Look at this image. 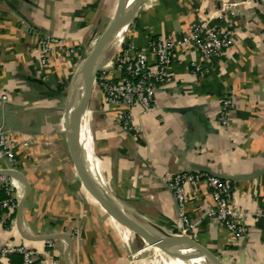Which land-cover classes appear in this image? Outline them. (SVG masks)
Here are the masks:
<instances>
[{
    "label": "crops",
    "instance_id": "crops-1",
    "mask_svg": "<svg viewBox=\"0 0 264 264\" xmlns=\"http://www.w3.org/2000/svg\"><path fill=\"white\" fill-rule=\"evenodd\" d=\"M115 1L0 0V128L15 142L12 160L0 155V170L20 172L30 186L24 234L70 236L51 240L52 246L24 237L16 209L0 220V254L23 247L42 264H156L146 256L150 246L86 189L70 152L71 81ZM201 23L233 31L234 44L205 61L191 39ZM168 36L190 41L177 49L172 80L157 88L152 110L106 104L96 85L92 130L103 170L104 183L99 181L142 221L195 239L221 264H264V0H146L120 47L147 50L152 39ZM43 39L53 40L46 65ZM115 62L114 56L102 66L109 78L115 77ZM228 97L233 105L224 125L222 101ZM198 167L238 178L234 201L245 215L243 238L208 215L215 201L205 182L209 174ZM187 174L197 180L182 183L185 223L169 181ZM2 182L22 199L21 182ZM7 216L12 220L6 227ZM21 259L12 252L1 264ZM174 264H182L179 255Z\"/></svg>",
    "mask_w": 264,
    "mask_h": 264
},
{
    "label": "built area",
    "instance_id": "built-area-1",
    "mask_svg": "<svg viewBox=\"0 0 264 264\" xmlns=\"http://www.w3.org/2000/svg\"><path fill=\"white\" fill-rule=\"evenodd\" d=\"M191 39L195 41V46L202 58L208 61L212 56L222 55L229 50L234 44V33L229 29L222 30L214 25L201 23L195 27ZM189 41L190 39L187 38L185 41L176 42L172 36H168L164 39L152 40L147 50L138 49L133 44L120 47L115 55V77L109 78L107 71L102 68L97 76V84L104 94V102L109 105H126L127 107L139 105L145 111L152 110L157 88L172 80L169 67L176 58L177 49L183 44H188ZM52 42L53 40L50 39H43L40 42L44 65L48 64ZM195 71L200 72L201 66L195 65ZM3 99H7V96H3ZM222 102L221 120L225 125L228 110L232 107L233 101L228 97ZM121 118L126 119V114H122ZM14 143V140L0 128V155L12 160ZM196 180L195 175L187 174L177 175L169 181V186L180 204L181 219L185 223H187V217L184 213L182 183L184 181L195 183ZM205 182L211 188L215 201V207L208 212V215L217 219L237 238H243L247 233V226L244 223L245 215L237 209L234 201V182L210 175L205 176ZM2 187H5L12 199H0V220L5 214L15 211L19 204L16 189L13 193L10 185L2 182L0 177V188ZM9 220L10 217L5 218L4 224ZM48 244L52 246L51 241H48ZM12 252L22 255L21 264H42L41 261H37L35 251L23 247L3 249L0 254V264L1 258Z\"/></svg>",
    "mask_w": 264,
    "mask_h": 264
},
{
    "label": "water",
    "instance_id": "water-1",
    "mask_svg": "<svg viewBox=\"0 0 264 264\" xmlns=\"http://www.w3.org/2000/svg\"><path fill=\"white\" fill-rule=\"evenodd\" d=\"M145 1L146 0H135L130 5L129 0H119L113 25L109 31V36H111L110 43L114 41L115 37H117L121 32H123L122 42L120 43L119 47L116 48L115 46L111 45L109 46V48L101 51L100 46L96 45V49L85 59L83 64L75 71L73 75L66 108V124L69 133V145L72 160L83 181L84 186L93 195V197L110 213V215L118 223L122 224L129 230L139 235L150 246L156 244L160 245L165 250L174 251L193 249L196 251V254L199 257L205 258L208 264H221L220 261L215 257V255H213L206 247L198 243L195 239L187 235H183V238L176 237L174 235H169L163 229L156 228L155 226L149 223H146L142 220L134 219L133 217L127 215L116 203H114L108 197L98 177L92 174L90 169L91 167L89 166L85 158V153L82 148L76 117V102L87 92L92 81L97 78L102 66L120 48L131 24L133 23L136 17L138 10ZM88 60L89 63H87ZM197 169L199 171L209 174L210 176L223 180H230L234 182L238 179L237 177H227L219 175L207 167H198ZM0 177L14 178L25 186L24 196L22 197V199H20L17 208V224L20 233L24 237H31L33 239H42L48 241H51L56 238H63L67 241H70V236L64 233L47 236L29 235V237L24 234L22 230V213L24 203L30 190V186L25 177L20 172L15 170H0Z\"/></svg>",
    "mask_w": 264,
    "mask_h": 264
},
{
    "label": "bare ground",
    "instance_id": "bare-ground-1",
    "mask_svg": "<svg viewBox=\"0 0 264 264\" xmlns=\"http://www.w3.org/2000/svg\"><path fill=\"white\" fill-rule=\"evenodd\" d=\"M135 0H129V4L131 5ZM119 0L115 1L114 7L112 12L106 21L105 25L102 27L101 31L96 36V45L100 46V50L103 51L109 46L113 45L116 48L118 47L123 32H121L117 37L114 38V41L111 42V36H109L110 28L113 25L114 17L117 12ZM109 36V37H108ZM89 63V60L88 62ZM97 82V81H96ZM95 80L92 81L91 85L89 86L87 92L80 97L76 102V117H77V124L81 138V144L83 151L85 153V158L91 167V172L94 176H97L98 179L104 183L103 178V170L102 165L100 162V158L97 156L95 151L94 139H93V130H92V117H93V96L97 90ZM91 119V125L89 124V120ZM105 185V184H104ZM105 191L108 197L116 203L127 215L133 217L134 219L141 220L140 217L131 209L129 208L124 202H122L118 197L114 196L108 189L105 187ZM169 235H174L176 237L183 238V234L175 233V232H168ZM154 249L158 253V262L159 264H174L178 255L181 257L182 264H194V261L200 262H207L205 258L199 257L196 254V251L193 249L190 250H165V252H160L155 248V244L153 245ZM164 254V259H163ZM189 257V258H188ZM157 262V263H158Z\"/></svg>",
    "mask_w": 264,
    "mask_h": 264
},
{
    "label": "rangeland",
    "instance_id": "rangeland-1",
    "mask_svg": "<svg viewBox=\"0 0 264 264\" xmlns=\"http://www.w3.org/2000/svg\"><path fill=\"white\" fill-rule=\"evenodd\" d=\"M114 4H115V2H114ZM114 4H112L111 3V5L109 6V12H108V14L106 15V17H105V19H104V21H103V24H102V27L105 25V23H106V21L108 20V18H109V16H110V14H111V12H112V9H113V7H114ZM112 5H113V7H112ZM102 27H101V29H102ZM101 29H100V31H101ZM99 31V32H100ZM95 41H96V39H95ZM94 41V43H93V46H92V48H91V50L89 51V53L86 55V57H85V59L96 49V42ZM118 48V47H117ZM119 50V49H118ZM117 50V51H118ZM117 51L107 60V61H110L115 55H116V53H117ZM100 73V72H99ZM97 81V78L95 79V82ZM96 85H97V82H96ZM89 124L91 125V119L89 120ZM155 226V225H154ZM156 228H159V229H161V227H158L157 225L155 226ZM129 231H131V230H129ZM134 235H136V234H134ZM141 239V243H142V245H144V246H146V247H148V246H150L146 241H144L142 238H140ZM155 248H157L156 247V245H155ZM157 250H159L158 248H157ZM146 256H151L153 259H156V264H159V262H158V253H157V251L154 249V247L153 246H150L149 247V250L146 252ZM158 262V263H157Z\"/></svg>",
    "mask_w": 264,
    "mask_h": 264
},
{
    "label": "trees",
    "instance_id": "trees-1",
    "mask_svg": "<svg viewBox=\"0 0 264 264\" xmlns=\"http://www.w3.org/2000/svg\"><path fill=\"white\" fill-rule=\"evenodd\" d=\"M152 40H156V39H152ZM10 188H12V192L15 193V188L14 187H11V186H10ZM0 199L1 200L12 199V197L7 193V190L5 189V187L0 188ZM14 214L11 215L12 218H13ZM11 220L12 219L10 218V220L6 222V224H5L6 227L9 226ZM21 257H22V255H21ZM21 263H22V261H21Z\"/></svg>",
    "mask_w": 264,
    "mask_h": 264
}]
</instances>
